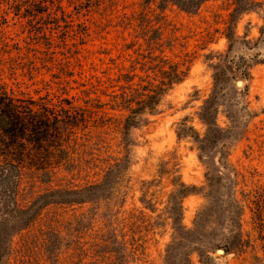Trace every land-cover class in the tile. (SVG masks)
Here are the masks:
<instances>
[{
    "label": "rangeland",
    "instance_id": "obj_1",
    "mask_svg": "<svg viewBox=\"0 0 264 264\" xmlns=\"http://www.w3.org/2000/svg\"><path fill=\"white\" fill-rule=\"evenodd\" d=\"M252 2L228 30L233 0L190 11L161 0H0V85L51 105L66 98L86 119L69 164L20 172L18 207L99 184L121 162L100 195L49 204L2 237L0 264H264V222L250 209L264 184V0ZM168 77L179 81L161 86ZM152 91L153 108L123 128ZM212 97L223 132L205 143ZM223 238L231 249L219 254Z\"/></svg>",
    "mask_w": 264,
    "mask_h": 264
},
{
    "label": "trees",
    "instance_id": "obj_2",
    "mask_svg": "<svg viewBox=\"0 0 264 264\" xmlns=\"http://www.w3.org/2000/svg\"><path fill=\"white\" fill-rule=\"evenodd\" d=\"M161 1H171L181 9L190 11L204 0ZM254 5L252 0H233V8L229 14L231 23L227 29L231 30L232 22L243 13L253 10ZM226 37L231 44L233 35L226 34ZM258 38L264 39V23L259 28ZM174 73L173 71L171 74L172 78ZM171 77L167 78L166 83H161V86L179 81ZM158 94L152 91L147 94L146 100L139 101L138 107L131 109L132 115L125 119L123 128H126L128 122L134 121L139 111L151 110L152 105L156 104ZM213 101L212 97L202 108L201 118L207 125V131L201 140L205 143H214L223 132L215 121L217 107ZM85 123V115L77 112L66 98L59 100L57 105H51L41 99L15 96L0 85V239L27 226L49 204H81L95 198L101 194V188L110 183L113 172L119 171L120 161L105 171L104 179L99 184L78 189L49 190L38 194L26 208L18 207L20 172H54V169L69 164L72 161L75 130L85 127ZM228 197L231 198V195ZM252 197V219L262 225L259 223L264 222V184L253 190ZM203 212L205 210L200 211L196 218L201 220ZM223 240L221 247L228 253L231 249L229 241L227 238ZM167 252L170 253L168 250Z\"/></svg>",
    "mask_w": 264,
    "mask_h": 264
},
{
    "label": "water",
    "instance_id": "obj_3",
    "mask_svg": "<svg viewBox=\"0 0 264 264\" xmlns=\"http://www.w3.org/2000/svg\"><path fill=\"white\" fill-rule=\"evenodd\" d=\"M236 84L239 86L241 83H240V81H237ZM217 252L219 254H224L225 253V250L224 249H219V250H217Z\"/></svg>",
    "mask_w": 264,
    "mask_h": 264
}]
</instances>
